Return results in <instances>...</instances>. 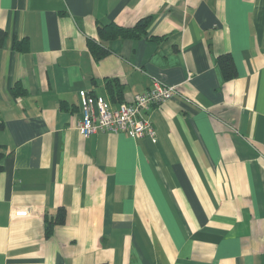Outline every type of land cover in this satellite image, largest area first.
I'll list each match as a JSON object with an SVG mask.
<instances>
[{"label":"crops","instance_id":"1","mask_svg":"<svg viewBox=\"0 0 264 264\" xmlns=\"http://www.w3.org/2000/svg\"><path fill=\"white\" fill-rule=\"evenodd\" d=\"M1 31L0 264H264V0H0ZM155 78L180 91L143 111L156 141L81 134L83 95Z\"/></svg>","mask_w":264,"mask_h":264},{"label":"built area","instance_id":"2","mask_svg":"<svg viewBox=\"0 0 264 264\" xmlns=\"http://www.w3.org/2000/svg\"><path fill=\"white\" fill-rule=\"evenodd\" d=\"M179 93L178 85L165 84L155 78L150 88L135 94L131 102H123L117 107H111L103 96L85 94L82 96L84 117L78 122V129L84 136L98 131L124 132L133 137L149 136L156 141L155 126L143 111L163 104ZM20 213L24 214V211Z\"/></svg>","mask_w":264,"mask_h":264},{"label":"trees","instance_id":"3","mask_svg":"<svg viewBox=\"0 0 264 264\" xmlns=\"http://www.w3.org/2000/svg\"><path fill=\"white\" fill-rule=\"evenodd\" d=\"M151 23V17H144L141 18L134 26L132 27H124L121 26L115 22H109V23H99L98 25V34L99 38L102 41L112 40L119 37L127 38V37H140L143 34H145L149 28V25ZM3 42V32H0V45ZM89 46L94 53L95 57L100 58L102 57L107 50L96 43L95 41H89ZM15 47L18 49L25 50L28 47L27 39H15ZM220 62L222 64L223 70L225 72V76L227 78L232 77L235 75V67L234 63L230 57V55L223 54L220 57ZM18 92H25V89H22L19 87ZM17 92V93H18ZM64 105V104H63ZM4 127V121L0 118V130ZM4 149L2 145L0 144V169L2 168V159L4 157ZM65 210H61L59 215L52 219L51 221H48L47 223V235H50L53 232V227L55 223H63L65 222Z\"/></svg>","mask_w":264,"mask_h":264}]
</instances>
